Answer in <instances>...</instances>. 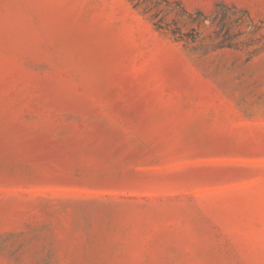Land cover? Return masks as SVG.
<instances>
[{"label":"rangeland","instance_id":"obj_1","mask_svg":"<svg viewBox=\"0 0 264 264\" xmlns=\"http://www.w3.org/2000/svg\"><path fill=\"white\" fill-rule=\"evenodd\" d=\"M0 264H264V0H0Z\"/></svg>","mask_w":264,"mask_h":264}]
</instances>
